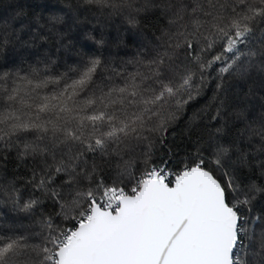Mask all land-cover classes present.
I'll return each instance as SVG.
<instances>
[{
	"label": "snow or ice",
	"instance_id": "6c2138e0",
	"mask_svg": "<svg viewBox=\"0 0 264 264\" xmlns=\"http://www.w3.org/2000/svg\"><path fill=\"white\" fill-rule=\"evenodd\" d=\"M62 2L65 8H73V0ZM75 4L95 7L99 16L107 19L122 17L130 26L126 36L147 39L151 31L149 43L155 40L152 47L163 50L145 67L149 71L155 67L153 80L169 85H161L160 91L167 93L170 101L179 96L182 103L169 108L159 131L142 128L139 131L144 135H135L134 130L135 143L126 140L129 147L123 151L100 157L101 167L90 165L89 160L102 149L107 151L105 145L100 140L85 143L78 131L65 133L46 118L56 116L65 125L78 120L80 129L85 121L93 129L107 126L111 123L106 121L107 106L98 111L95 99L85 103L79 97L103 73H116V79L126 83L125 74L109 65L102 53L92 55L78 78L65 85L59 95H39L38 90L59 84L60 78L49 77L34 84L28 77L4 70L19 57L5 55L15 41L12 33H5L0 26V264H65L78 243L77 230L101 223L94 216L96 206L115 216L121 208L117 198L123 193L140 192L142 181H150L154 175L165 177L169 189L176 188L180 173L193 166L214 177L223 193L216 238L189 246L182 236L166 248L155 247L151 239L134 248L115 244L105 249L102 264H264V209H256L255 201L257 192L264 195V110L253 113L250 104L231 103L227 81L241 58L229 56L232 62L223 61L226 67H219L221 60L217 58L218 52L232 53L237 37L250 31L244 13L249 12L252 0H75ZM255 7L264 17V3ZM149 19L157 21L154 27L146 24ZM36 24L46 28L39 18ZM27 27L22 24L17 37ZM46 30L52 31L51 24ZM47 39L40 37L41 41ZM81 40L98 49L106 43L103 34L97 38L91 31ZM246 55L251 59L239 66L237 78H247L253 67L264 71V48ZM258 57L261 59L253 64ZM134 63L144 66L141 59ZM217 71L220 75H213ZM33 74L39 75L35 69ZM136 78L131 77L133 84ZM29 86L35 96L26 91ZM125 91L119 88V93ZM251 95L249 88L242 99L246 101ZM164 99L160 95L158 103ZM260 99L264 101V95ZM100 104H104V97H100ZM154 119L148 116L144 122ZM127 128H113L107 139L116 143L118 131L127 137ZM181 129V140L188 142L189 149L183 153L170 147ZM115 161L121 164L113 168ZM129 171L133 179L128 183L134 188L128 189L124 182L117 187V175L124 181ZM135 206L130 202L127 207L133 211ZM4 217L10 222L4 224ZM21 218L35 219L40 231H26L31 224L24 225Z\"/></svg>",
	"mask_w": 264,
	"mask_h": 264
},
{
	"label": "trees",
	"instance_id": "16d2710c",
	"mask_svg": "<svg viewBox=\"0 0 264 264\" xmlns=\"http://www.w3.org/2000/svg\"><path fill=\"white\" fill-rule=\"evenodd\" d=\"M262 3H264V0H252L249 12L244 13V16L249 18L246 27L250 31L237 37L233 52L217 53V58L221 60L219 67H226L223 63L225 60L228 63L232 62L228 59L229 56H232V59L241 58L240 64L233 69V75L227 81V88L233 105L250 104L253 113L264 110L262 108L264 101L260 99V96L264 95V71L253 67L247 78H237L236 71L240 65L246 64L251 59L246 55L247 53L251 51L259 52L264 48V17L258 15L261 11L259 7L253 8V5ZM25 12L28 14L27 16L23 15ZM94 12L97 14L93 15ZM17 13L21 15L18 16ZM37 18L45 24L46 28L51 24L52 31L48 32L46 28L40 29L36 24ZM156 23L155 19L146 20L149 28L154 27ZM22 24H26L28 27L20 31L17 37V30L20 29ZM0 26L3 27L5 33L11 32V39L15 41L14 47L5 55H11L14 58L19 57L15 63H7L4 70L18 73L20 77H28L33 80L34 84L49 77L60 78L59 84L49 85L47 89L38 90L39 95L53 92L59 95L65 85L71 84L74 79L78 78L84 62L92 55H101L102 53L109 65L120 69L125 74L126 83L116 79V73L105 72L102 77H97L95 83L79 97L85 103L88 99H95L98 111H104L105 105L107 106L109 116L106 117V121H111L107 126L93 129L85 121V127L80 129L78 120L65 125L56 116L46 118L51 119L65 133L78 131L85 143L100 140L105 145L107 151L105 152L102 149L96 157L89 160L90 165L101 167L103 161L100 157L110 156L114 151H123L129 147V143L125 142L126 140L135 143L133 139L134 130H136L135 135H144V132L139 131L142 128L159 131L160 122L166 115L170 114L169 108L173 104L182 103L179 96L174 101H170L167 93L160 91L161 85L165 88H169V85L164 80H153L152 73L157 71L155 67L150 71L145 67L158 52L163 50L161 47H152V44H157L155 40H152L151 44L149 43L151 31H148L147 39H135L131 35L126 36L125 34L129 32L130 26L120 16L112 19L101 17L97 8L78 6L75 4V0H73L72 9L65 8L62 0H0ZM33 29L36 31L34 32ZM89 31L97 38H100L103 34L106 39L103 49L93 47L91 42L83 43L81 36ZM132 31L136 30L133 29ZM41 36H47V41H41ZM122 40L123 43H121ZM25 41L27 45L40 46L38 48L29 47L24 44ZM138 59L143 60L144 66L134 63ZM260 59L258 57L253 60V64H256ZM33 69L39 73L38 76L33 74ZM213 75H220V73L217 71ZM108 77H112V79L109 80ZM131 77H137L135 84L132 83ZM121 87L126 89L123 94L119 93ZM249 88H251L252 95L245 101L242 98ZM170 90L174 91L175 89ZM26 91L32 93V86H29ZM109 93H111V96H109ZM32 94L33 96L36 95V93ZM160 95L165 96L162 103H158ZM100 97H104V104H100ZM148 108L153 109L151 113L145 112V109ZM148 116L155 117L152 123L144 122ZM124 125L128 126L127 137L124 133L118 131L114 138L116 143H111L107 139L108 133L113 128L120 129ZM183 131L181 129L179 133L175 134L176 139L171 140L170 144V147L181 153L189 150L186 147L188 142L181 140ZM120 164L119 161L113 162V168ZM194 167L197 166H193L190 170ZM128 179H133L130 171L126 173L124 181H120L119 175H117L116 186L119 187V183L124 182L128 189H133L134 184L128 183ZM126 193L134 196L132 192ZM255 201L256 209H264V195L257 192ZM83 211L84 209H81V212ZM2 222L7 224L10 221L4 217ZM21 222L26 226L31 224V227L26 229L28 232L40 231L35 219L31 221L23 219ZM244 251L246 249L242 250L241 254Z\"/></svg>",
	"mask_w": 264,
	"mask_h": 264
},
{
	"label": "water",
	"instance_id": "95a60500",
	"mask_svg": "<svg viewBox=\"0 0 264 264\" xmlns=\"http://www.w3.org/2000/svg\"><path fill=\"white\" fill-rule=\"evenodd\" d=\"M139 193L124 198L115 216L96 206L94 216L101 223L77 230L78 243L65 264H102L105 249L115 244L134 248L151 239L155 247L166 248L183 236L184 243L191 246L218 235L223 193L215 178L203 169L183 172L173 189L157 178L147 181ZM130 202H135L133 211L128 210Z\"/></svg>",
	"mask_w": 264,
	"mask_h": 264
},
{
	"label": "built area",
	"instance_id": "2783aa9c",
	"mask_svg": "<svg viewBox=\"0 0 264 264\" xmlns=\"http://www.w3.org/2000/svg\"><path fill=\"white\" fill-rule=\"evenodd\" d=\"M157 177L154 175L153 177H152V179L151 180H154V179H156ZM159 179L160 180H162V181H165V177H159ZM178 180V179H177ZM142 183L144 184V183H146V182H144V181H142ZM140 193L139 192H135L134 193V196H137V195H139ZM129 195H128V193H123L122 194V197H118L117 199H119L120 200V202L124 199V198H126V197H128ZM121 208H117L116 209V212H118L119 210H120Z\"/></svg>",
	"mask_w": 264,
	"mask_h": 264
}]
</instances>
